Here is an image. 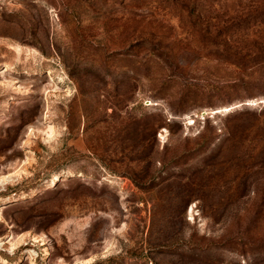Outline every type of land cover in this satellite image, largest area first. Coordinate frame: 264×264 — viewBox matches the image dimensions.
<instances>
[{
  "label": "rangeland",
  "instance_id": "1",
  "mask_svg": "<svg viewBox=\"0 0 264 264\" xmlns=\"http://www.w3.org/2000/svg\"><path fill=\"white\" fill-rule=\"evenodd\" d=\"M0 264H264V0H0Z\"/></svg>",
  "mask_w": 264,
  "mask_h": 264
}]
</instances>
